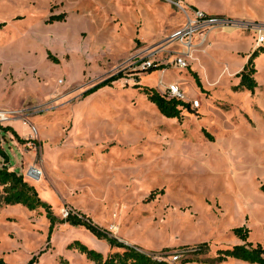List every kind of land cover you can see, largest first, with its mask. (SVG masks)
I'll return each instance as SVG.
<instances>
[{"label": "rangeland", "instance_id": "374dc122", "mask_svg": "<svg viewBox=\"0 0 264 264\" xmlns=\"http://www.w3.org/2000/svg\"><path fill=\"white\" fill-rule=\"evenodd\" d=\"M178 1L187 13L198 5L264 20V0ZM58 15L64 18L48 21ZM186 18L167 0H0V112H15L0 126L28 128L17 133L22 143L0 131V150L58 220L78 211L164 264H211L201 261L241 243L234 227L264 244V44L253 48H263L253 59L257 88L235 90L252 32L217 29L179 69L173 61L180 55L170 51L180 47L169 45V34ZM147 61L159 68L140 70ZM120 71L122 78L82 95ZM171 82L186 102L199 101L180 120L162 116L140 90L162 94ZM30 167L41 171L38 180ZM202 242L204 254L189 252ZM80 244L104 257L120 251L82 226L50 228L42 207L0 209L7 264H94Z\"/></svg>", "mask_w": 264, "mask_h": 264}, {"label": "trees", "instance_id": "16d2710c", "mask_svg": "<svg viewBox=\"0 0 264 264\" xmlns=\"http://www.w3.org/2000/svg\"><path fill=\"white\" fill-rule=\"evenodd\" d=\"M64 18L63 15H58L51 17L49 22L57 20L61 21ZM4 26V23H0V28ZM257 48V47H256ZM254 49L248 59L244 64L243 68L235 74V77L239 78L237 85L234 86L235 90L243 89L248 90L251 93L255 91L258 84L255 79L257 70L253 64V59L257 54L263 50V48ZM158 69L159 66H150L142 70H148L149 72ZM197 87L202 88L201 82L198 78V75L195 72H190ZM123 77L122 72L113 74L106 79L98 82L93 87L87 89L83 92V96L96 91L98 88L110 84L114 80H118ZM139 87V86H138ZM140 90L143 94L146 95L148 101L152 102L158 112L167 118H175L177 120L181 119L182 113L184 111L190 112L193 111V108L190 107L188 102L181 101L180 99L170 98L167 99L164 95H161L159 92L153 88L147 86L140 87ZM0 131L2 135L7 131H10L14 138L18 142H24L18 134L10 127H1ZM1 156L4 160V165L0 167V186L2 187V194L0 195V209L3 205H16L21 204L28 208L29 210H35L39 207H42L46 211L47 218L50 222V228H52L56 223H68L72 226H82L91 232L96 238L105 240L110 248H116L120 251L109 253L104 257L100 252L93 249H88L85 245H79L78 249L81 253L85 255L94 263V264H164L162 261L153 259L151 256L141 252L137 247L125 244L119 241L115 236L111 234L110 231L98 226L95 224L88 216L80 213L69 211L66 216L62 219H57L53 216L50 205L43 202L35 189V187L29 184L23 178L22 174L15 170L8 169V158L6 154L0 150ZM264 188V187H263ZM249 229L245 226H239L232 228V234L241 241L240 244H234L226 249H217L216 255L209 260L201 261L203 263L219 264L226 261L229 258L239 259L247 264H264V244L252 243L249 241ZM73 246H77L74 243ZM208 250V243L202 242L197 246L193 247L189 252L196 255L204 254ZM192 260L185 258L181 260V263H188ZM0 264H7L3 261L0 256ZM31 264V262H29Z\"/></svg>", "mask_w": 264, "mask_h": 264}, {"label": "built area", "instance_id": "2783aa9c", "mask_svg": "<svg viewBox=\"0 0 264 264\" xmlns=\"http://www.w3.org/2000/svg\"><path fill=\"white\" fill-rule=\"evenodd\" d=\"M175 6L183 9L187 14L186 21L184 25L178 29L172 31L169 34V45L174 46L178 45L180 49L172 50L170 52H178L180 56L174 58L173 64L179 69H186L188 67L185 57L188 56L189 52L194 50L197 46L203 45L210 35L215 32L217 29H225L234 27L238 30H250L254 38V47H259L264 44V27L255 23L242 22L238 25H235L232 20L227 17L219 15H210L201 10H194L193 12L187 13L184 7L181 5L178 0H167ZM198 35V42L194 43V37ZM152 64L150 61L142 62L140 65V70L150 67ZM157 66V65H154ZM167 99L176 98L181 101L186 102L183 97V92L180 87L171 82L167 84L162 89V94ZM190 107L195 109L199 105L198 100H192ZM15 112H0V122H5L14 117ZM33 171V177L36 178L41 174L36 168L31 167Z\"/></svg>", "mask_w": 264, "mask_h": 264}, {"label": "crops", "instance_id": "0c3cea01", "mask_svg": "<svg viewBox=\"0 0 264 264\" xmlns=\"http://www.w3.org/2000/svg\"><path fill=\"white\" fill-rule=\"evenodd\" d=\"M189 4H191L192 6H196L197 4L192 2V0H186ZM197 7H199V9L205 11L207 14L210 15H224V16H230V15H237L239 18H245V20H250V21H258V22H262L264 23V20H262L260 18V16L258 14H254V13H232V14H226V13H214V12H209L208 10L200 7L197 5ZM254 45H252L249 50L247 52H245L244 56V60L241 63V65L237 68L238 70L234 73L236 74L238 71H240L244 64L246 63L247 59H248V55L251 53V51L253 50ZM245 61V62H244ZM257 74V73H256ZM256 76V75H255ZM235 82L238 83L239 78L238 77H234ZM11 128L16 132V133H26L28 131V128L26 126H24L23 124H21L20 122H15L14 124H12ZM10 132V131H7ZM11 133V132H10ZM12 134V133H11ZM12 137H14L12 135ZM14 142V141H13ZM11 167V166H10ZM12 169V167H11ZM230 259V258H229Z\"/></svg>", "mask_w": 264, "mask_h": 264}, {"label": "bare ground", "instance_id": "6f19581e", "mask_svg": "<svg viewBox=\"0 0 264 264\" xmlns=\"http://www.w3.org/2000/svg\"><path fill=\"white\" fill-rule=\"evenodd\" d=\"M27 174H28L29 176L33 177V171H32V169H31V167L28 168V170H27ZM35 180H38V179L35 178Z\"/></svg>", "mask_w": 264, "mask_h": 264}]
</instances>
